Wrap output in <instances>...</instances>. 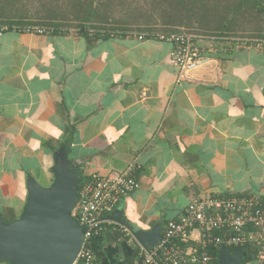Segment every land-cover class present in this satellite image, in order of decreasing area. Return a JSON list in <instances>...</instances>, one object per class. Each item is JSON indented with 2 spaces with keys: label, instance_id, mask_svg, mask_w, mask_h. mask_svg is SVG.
I'll return each instance as SVG.
<instances>
[{
  "label": "crops",
  "instance_id": "obj_1",
  "mask_svg": "<svg viewBox=\"0 0 264 264\" xmlns=\"http://www.w3.org/2000/svg\"><path fill=\"white\" fill-rule=\"evenodd\" d=\"M72 29H0L5 221L22 213L29 175L52 183L62 146L82 179L139 165V188L117 206L130 230L164 229L201 195L264 197V45L199 39L212 63L189 80L170 41ZM140 249L107 224L91 264H132Z\"/></svg>",
  "mask_w": 264,
  "mask_h": 264
},
{
  "label": "built area",
  "instance_id": "obj_2",
  "mask_svg": "<svg viewBox=\"0 0 264 264\" xmlns=\"http://www.w3.org/2000/svg\"><path fill=\"white\" fill-rule=\"evenodd\" d=\"M77 30L73 28L72 30ZM1 30H9L4 26ZM21 33L54 32L40 26H14ZM175 45L171 63L180 79L193 80L194 73L212 63V57L198 46L196 36L187 33L139 34ZM245 45L263 46L264 40H242ZM131 163L122 173L104 176L97 173L82 179L78 199L71 211L84 230V242L78 261H94L93 243L107 224L114 225L124 237L134 238L124 225L106 220L118 204L139 188L137 170ZM253 249L255 257L245 264H264V197L259 194L201 195L191 201L179 218L169 220L160 241L149 249L141 247L132 264H213V251L220 245Z\"/></svg>",
  "mask_w": 264,
  "mask_h": 264
},
{
  "label": "trees",
  "instance_id": "obj_3",
  "mask_svg": "<svg viewBox=\"0 0 264 264\" xmlns=\"http://www.w3.org/2000/svg\"><path fill=\"white\" fill-rule=\"evenodd\" d=\"M113 20L126 29L120 34L187 33L195 35L197 43L223 37L264 40V0H0V29L40 26L55 32L71 28L87 32L97 28L109 33L99 28ZM228 248L232 253L244 251L243 264L255 257L251 248ZM213 264H218L217 250Z\"/></svg>",
  "mask_w": 264,
  "mask_h": 264
},
{
  "label": "water",
  "instance_id": "obj_4",
  "mask_svg": "<svg viewBox=\"0 0 264 264\" xmlns=\"http://www.w3.org/2000/svg\"><path fill=\"white\" fill-rule=\"evenodd\" d=\"M54 179L49 186L33 176L27 180L28 197L20 216L5 221L0 213V264H74L84 242V230L71 211L78 199L81 168L74 164L62 146L52 167ZM106 220L127 226L124 210L116 208ZM130 229V228H129ZM144 249L161 239L163 227L157 223L149 230H131ZM244 251L230 252L222 244L218 264H243Z\"/></svg>",
  "mask_w": 264,
  "mask_h": 264
},
{
  "label": "rangeland",
  "instance_id": "obj_5",
  "mask_svg": "<svg viewBox=\"0 0 264 264\" xmlns=\"http://www.w3.org/2000/svg\"><path fill=\"white\" fill-rule=\"evenodd\" d=\"M136 1V0H135ZM140 1V0H139ZM141 1H144V0H141ZM117 7H119V3L116 4ZM122 27V24L118 21H110V22H106L102 28H99L100 30H104V28L108 29V30H111V33L112 32H120V30H126V29H123L121 28ZM93 29H96L98 30L97 28H93ZM242 40H249V41H253V40H257V39H249V38H242ZM47 186H49L51 184V182L49 183L48 181H43ZM4 264H7L4 262Z\"/></svg>",
  "mask_w": 264,
  "mask_h": 264
}]
</instances>
